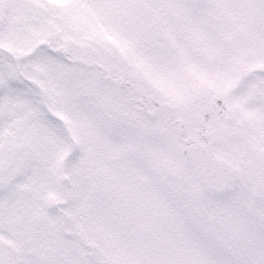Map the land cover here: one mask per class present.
<instances>
[{
	"label": "snow or ice",
	"instance_id": "1",
	"mask_svg": "<svg viewBox=\"0 0 264 264\" xmlns=\"http://www.w3.org/2000/svg\"><path fill=\"white\" fill-rule=\"evenodd\" d=\"M0 264H264V0H0Z\"/></svg>",
	"mask_w": 264,
	"mask_h": 264
}]
</instances>
